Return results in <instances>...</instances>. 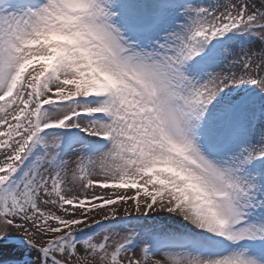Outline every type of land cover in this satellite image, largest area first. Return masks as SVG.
I'll return each instance as SVG.
<instances>
[{"label": "snow or ice", "instance_id": "snow-or-ice-1", "mask_svg": "<svg viewBox=\"0 0 264 264\" xmlns=\"http://www.w3.org/2000/svg\"><path fill=\"white\" fill-rule=\"evenodd\" d=\"M0 264H264V0H0Z\"/></svg>", "mask_w": 264, "mask_h": 264}]
</instances>
